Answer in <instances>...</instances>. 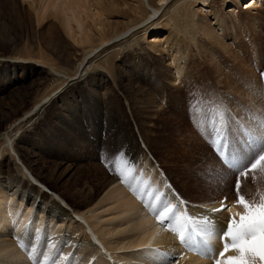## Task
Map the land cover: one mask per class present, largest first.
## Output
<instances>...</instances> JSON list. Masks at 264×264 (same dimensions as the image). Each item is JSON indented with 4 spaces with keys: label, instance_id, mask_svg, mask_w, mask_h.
<instances>
[{
    "label": "bare ground",
    "instance_id": "6f19581e",
    "mask_svg": "<svg viewBox=\"0 0 264 264\" xmlns=\"http://www.w3.org/2000/svg\"><path fill=\"white\" fill-rule=\"evenodd\" d=\"M211 1L0 0V75L3 81L0 95H4L11 86L30 78L36 71L35 67L25 64L27 61L22 62L23 58L17 57L15 50L18 44L22 43L24 49L35 44V51L41 58L44 56L42 45L62 60L72 54L78 56L81 53L82 57L70 76L55 70L50 61H36L34 65L40 67L36 68L40 69L37 73L54 78L50 82L55 87L37 101L22 98L21 102L28 107L25 112L22 111L21 117L15 111L8 114L0 110V119L4 123L3 130L0 129V264H213L214 259L218 258V252L223 248L219 235L211 242L214 248L212 257L202 256L184 247L175 234L165 230V225L157 221L152 208L146 204L151 201L156 205L158 201L148 195H144L143 202L140 200L145 190L156 194L166 193L168 202L179 205L178 214L190 215L201 222L210 218L217 232L226 228L231 215L228 211H211L220 208L221 202L189 204L179 200L168 188L166 178L139 152V144L129 122L125 120L126 110L120 107L118 98L111 90L104 89L108 84L115 86L116 82L112 81L111 74L103 72L111 59L120 56L128 59L123 70H119L122 63L115 72L122 74L126 81L128 90L123 93V97L129 101L132 112L146 117L151 106L155 105L154 108L158 109L162 107L165 82L175 90H180L178 86L186 88L193 84V74L186 72L187 64L192 61L189 41L197 47L196 55L200 57L209 56L212 59L217 54L215 46L222 49L217 56L219 63L230 68L231 74L224 78L221 76L223 80L219 83L222 88L228 85L231 88L242 63L229 66L228 56L231 53L226 52L229 46L225 42L221 43L215 29L205 21L204 17L212 11L206 10ZM218 1L222 4L232 2ZM263 1L251 0V6L248 7L264 9ZM236 9L237 5L234 13ZM107 13L118 14V17L125 19L124 27L121 30H107L109 23H103L102 20ZM47 21L51 22L52 29L43 41L39 29ZM219 25L223 26V22L219 21ZM148 33L152 34L153 43L149 42L147 49L158 57L160 73L161 68L165 69L167 77L160 78V74L142 60V51L145 50L138 42L143 43ZM156 33L164 35L156 38ZM251 38H256L255 33L251 34ZM200 40L204 44L199 46ZM6 52L14 56L11 60L14 63L3 58ZM90 65L93 66L89 72L91 75L81 74ZM216 71L219 76L224 72L220 66ZM252 72L248 77L245 73L239 74L243 78L242 86L250 90L258 87ZM186 74V82L182 85ZM97 76L99 80L90 82L91 77ZM77 78L80 79L78 84L85 86V91L79 92L82 99H67L71 90L69 83ZM139 79L144 82V85L141 82L143 89L151 86L153 91L145 93L139 86H129L130 82ZM211 81L213 79L206 81L208 87L215 84ZM52 102H62V109L52 118L69 133L82 124V114L95 117L91 120L93 127L103 123L97 112L105 113L107 118L109 116L118 122L127 136L132 155L117 164L125 172V179L129 180L131 187L118 177L116 166L109 174L104 165L86 169L80 165H67L66 172L71 170L76 179L58 188L59 180L54 176V171L62 166V163L55 161L59 154L55 156L52 154L54 151L44 148L39 153H31L33 150L22 153L18 150L19 136L25 126L42 118L44 108H50ZM141 109L143 113H140ZM83 127H79L81 134L89 129ZM46 130L54 137L49 127ZM47 155L48 162L43 161L42 156ZM8 162H11V167ZM45 164L50 165L46 172L43 167ZM89 175L95 179L100 176L101 184L97 183L92 188L86 179ZM80 178H84L85 182L77 180ZM78 186L83 188L67 195ZM45 187L53 191L55 196L46 193ZM234 204L229 202L227 205L231 207ZM234 211L242 212L243 209L237 206ZM194 227L199 231L197 225ZM180 256L183 258L175 259Z\"/></svg>",
    "mask_w": 264,
    "mask_h": 264
},
{
    "label": "rangeland",
    "instance_id": "374dc122",
    "mask_svg": "<svg viewBox=\"0 0 264 264\" xmlns=\"http://www.w3.org/2000/svg\"><path fill=\"white\" fill-rule=\"evenodd\" d=\"M231 1L230 4H222L218 0L211 1L210 7L206 10L212 9V11L211 13L209 11V15L205 16L204 19L215 29V34L221 43L225 42L229 46L226 50V52L230 51L231 53L228 56V59L230 58L229 66L232 67L241 62L242 66L238 72L239 74L245 73L247 77L253 71L257 88L253 87L250 90L243 87V78L239 74L233 80L231 88H229L230 85L222 88L219 81H222L225 75L231 74L230 68L223 67L219 63L217 56L222 49L215 46L217 54L215 53L212 59L209 56L200 57L196 55L197 47L188 41L192 47L190 54L192 61L187 64L186 72L189 75L193 74V84L186 88L178 86L180 90H175L165 82V100L162 107L158 109L154 108L155 105H153L145 114L146 117H140L139 114L132 112L129 101L124 99L123 93L128 90L125 86L126 81H124L122 74L115 72L122 63L123 65L119 70H123L124 66L128 64V59L123 56L111 59L103 69V72L111 74L112 81L116 82L115 86L108 84L104 89L111 90L118 98L120 107L126 110L125 120L129 122L134 138L139 144V152H142V155L146 156L153 168L159 170L166 178L171 190L179 200L194 205L216 204L221 201L226 204L229 202L236 203L235 186L238 178L240 180V194L244 195L248 201L259 202L261 196L264 195V170H261L260 166L255 171H249L246 175L240 176L238 171L229 168L223 162V155L221 154H229L228 145L232 142L233 136L247 140L250 136L264 135V75H262L264 74V9L249 8L248 6H251L252 3L250 0ZM234 4L235 7H233ZM236 5L237 9L234 13L233 10ZM22 7L26 9L25 6ZM206 10L205 13H207ZM200 16L202 17V15ZM102 20L103 23H109L106 27L107 30H121L126 21L122 17H118V14L110 13L105 14ZM219 21L223 22V26L219 25ZM51 29L52 24L48 21L40 27L39 32L43 41L51 33ZM254 33L256 38L251 40V34ZM163 35L164 33H159L156 38ZM149 42L153 43L150 33L147 34L143 43L138 42L141 48L145 50L142 51V60L158 72L160 78L167 77L165 69L161 68L160 73V67L157 65L158 57L151 54L152 50L147 49ZM239 43L242 46H238ZM203 44L202 40L198 41L199 46ZM42 46L43 58L37 55L35 44H31L26 49L22 43L16 47L17 57L23 58L21 61H27L25 64L35 67L36 71L31 74L30 78L11 86L4 95H0V110L3 113L8 112L9 114L15 111L18 117H21L22 111L25 112L28 107L26 103L21 102L22 98L37 101L41 95L55 87L50 82L54 78L45 76L44 73H37L39 72L37 70L40 69L36 68L40 67L34 65L36 61L41 59L46 63L50 61L55 70L70 76L82 60L81 53L78 56L75 54L68 55L65 60H62L44 45ZM13 57L11 52H6L3 58L8 62H13L11 61L14 59ZM66 60L68 61L66 62ZM21 61L18 60L19 63ZM218 66L224 71L220 76L216 71ZM92 68L93 66L90 65L87 70L83 69L81 74L84 72L91 75L89 72ZM85 76L84 74V78ZM142 76L140 77L142 78ZM186 77L187 74L184 76L182 85L186 82L184 81ZM99 78V76L91 77L90 82L99 80ZM210 79H213L215 83L213 87L207 86L206 81ZM79 80L77 78L69 83L71 90L66 96L67 99L70 97L82 99L79 92L83 93L85 86L78 84ZM139 80L130 82L129 86H139L145 93H149L152 90L151 86L143 89L142 84L144 85V82ZM85 81L87 82V80ZM2 83L0 75V85ZM237 86H242V88L235 90L234 88ZM61 103L52 102L50 108H44L42 118L25 126L17 145L18 150L22 153H25V150L28 152L33 150L34 152L31 153H39L44 148L54 151L55 153L52 154L55 156L59 154V157L55 158L58 160L55 161H59V164L62 163V166L58 171H54V176L59 180L58 188L65 187L76 179L71 170L66 172L67 165L73 167L80 165L85 169L104 165L110 174L114 170L115 164L132 155L124 130L118 122H114L109 116L107 118L105 113L97 112L98 118L102 119L103 122L97 127H93V121H91L95 117L90 114L80 115L82 124L79 127L89 128L85 129L86 133L84 134L79 133V127L70 130L71 133L61 129L58 122L52 118L58 110L62 109ZM157 105L160 103L157 102ZM140 113H143V109L140 110ZM46 127L50 128L55 139L48 133L49 131L47 132ZM3 128L4 123L0 119V129L3 130ZM58 128L60 129L58 130ZM225 137L228 139L226 140ZM120 153L125 155L119 157ZM47 159H49L48 155L47 157L42 156L43 161L48 162ZM8 163L11 167V162ZM43 167L46 172L50 165L45 164ZM29 177L31 178L30 175ZM86 179L92 188L96 187L97 183L101 184L102 182L100 176L99 179H95L89 175ZM77 180H81L82 183L85 182L84 178ZM82 188V186H78L69 191L67 195L71 192L80 191ZM46 193L54 195L53 191L49 189Z\"/></svg>",
    "mask_w": 264,
    "mask_h": 264
},
{
    "label": "snow or ice",
    "instance_id": "6c2138e0",
    "mask_svg": "<svg viewBox=\"0 0 264 264\" xmlns=\"http://www.w3.org/2000/svg\"><path fill=\"white\" fill-rule=\"evenodd\" d=\"M225 139L227 140L228 137ZM228 148L229 154L221 153L223 162L229 168L238 171L240 176L246 175L249 171H255L258 166L264 170V135L250 136L247 140L233 136ZM124 155V153H120L119 157ZM131 170L129 169V171ZM116 171L121 181L129 184V180L125 179V172L120 170L119 164L116 165ZM129 187H131L130 184ZM168 188L170 189L171 186L169 185ZM235 188L237 200L234 205L228 207L224 201H221L220 208L211 210L221 213L228 211L231 214L227 226L222 232H217L216 226L210 218L201 222L190 215L178 214L179 205L168 202L165 199L166 193L156 194L145 190L144 194L140 196V200L143 202L144 195H148L158 201L159 203L156 205H153L151 201L146 204L147 207L152 208L157 221L165 225V230L175 234L184 247L197 251L202 256L212 257L214 248L211 242L215 236L219 235L223 241V248L219 250L218 258L214 259L213 264H264V195L261 196L259 202L248 201L244 195L240 194L239 178ZM133 191L135 192L136 189ZM237 206L242 207L243 211H234ZM194 225L199 227V231ZM63 258L61 257V259ZM182 258L180 256L175 259Z\"/></svg>",
    "mask_w": 264,
    "mask_h": 264
}]
</instances>
